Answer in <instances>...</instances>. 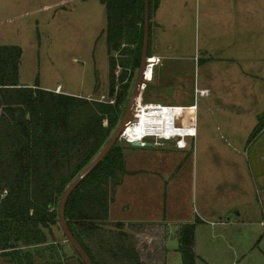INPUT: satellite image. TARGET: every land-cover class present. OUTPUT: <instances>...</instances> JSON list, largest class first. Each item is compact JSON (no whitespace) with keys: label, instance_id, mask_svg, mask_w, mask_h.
<instances>
[{"label":"rangeland","instance_id":"374dc122","mask_svg":"<svg viewBox=\"0 0 264 264\" xmlns=\"http://www.w3.org/2000/svg\"><path fill=\"white\" fill-rule=\"evenodd\" d=\"M60 1H66L63 2L65 6H61ZM166 7L164 23L168 26L160 33L164 40L172 34V49L156 55L162 59L155 67L161 82L148 88L142 98L146 101L150 99L148 95L156 94L163 98L161 104L195 102V111L186 110L179 119L183 121L181 124L185 121L189 123L191 117V121L196 119V150L206 139L208 145L216 144L222 148L219 156L225 164L232 165L242 156L229 144L245 143L251 134L246 137V134L235 131L240 127L239 122L243 125L247 123L242 119L238 121L236 115L251 111L252 117L262 107L251 102V82H264V0H168ZM104 10L100 0H0V45L13 44L22 49L18 82L29 86L38 84L74 95L104 97L108 69ZM135 78L136 74L130 94ZM193 87L194 90L206 88L209 93L202 95L197 92L193 95ZM143 92L144 84L140 89V93ZM145 140L153 142L154 138L146 137ZM118 142L123 149L131 147L129 152L133 151L134 155L137 147L124 141ZM160 142L150 147L167 154L172 152L168 159L176 164L179 158L175 154L182 149L160 147L175 144V139H160ZM227 147L229 150L224 149ZM184 156L187 157L186 153ZM207 158H212L211 154ZM207 158L203 161L207 169L198 163L193 165L198 183L200 180L204 183L205 179L207 183H213L217 178L223 179L225 172L231 173V166L220 168L217 162H209ZM122 176L123 173L120 178ZM179 176L176 181L181 180L182 194L187 196L191 186L187 164L182 167ZM227 179L225 175L224 180ZM196 188L200 198L202 185L201 189L200 185L193 189L194 203L191 204L190 214L199 213ZM177 203L183 208L182 201ZM227 212L220 221L215 222L220 219L217 218L208 224L195 225L196 264H264V226H257L261 229L259 231L251 224L215 225L233 222L234 213L230 211L226 215ZM258 219L264 221L262 216ZM163 225L161 222L139 226L129 223L125 228L136 242L156 244L159 254L165 246L167 264H181L174 232L178 223L166 220ZM52 229L64 246L67 255L65 264H83L64 239L66 237L59 224L53 225ZM253 229L256 238L251 235ZM240 247L245 256L238 255L237 259H233V250ZM143 249L146 250L147 246ZM212 257L218 258V261ZM107 264L116 263L111 261Z\"/></svg>","mask_w":264,"mask_h":264},{"label":"trees","instance_id":"16d2710c","mask_svg":"<svg viewBox=\"0 0 264 264\" xmlns=\"http://www.w3.org/2000/svg\"><path fill=\"white\" fill-rule=\"evenodd\" d=\"M158 1L148 0L149 19ZM100 2L105 8L108 62L103 98L20 84L22 49L0 45V252L13 264H35L36 259L65 264V249L52 229L59 224L60 198L106 145L130 98L141 56L144 0ZM258 119L249 141L263 127L264 114ZM118 140L70 193L65 220L93 264H167L165 246L159 254L156 244L136 242L125 222L109 219L114 187L125 172ZM199 221L178 223L174 230L181 264H196Z\"/></svg>","mask_w":264,"mask_h":264},{"label":"crops","instance_id":"0c3cea01","mask_svg":"<svg viewBox=\"0 0 264 264\" xmlns=\"http://www.w3.org/2000/svg\"><path fill=\"white\" fill-rule=\"evenodd\" d=\"M63 2L66 1H60L61 6H65ZM167 3L168 0H159L158 5L149 19L148 50L150 55L160 56L166 50L172 49V40L174 39L172 34L164 40L160 33V31H165V26H168V24L164 23L166 20ZM161 61L162 59L160 57L159 62L153 67L151 77L149 79H143L141 86L144 84V92L141 94L139 90L141 98H144V94L148 88H153L161 82V77L158 76V70L155 69L156 66L160 65ZM258 73L260 74V71ZM239 83L243 86L242 81ZM197 92L198 89L194 90L193 87V95ZM208 93L209 91L206 94ZM148 96L150 99L146 100V102L160 103L163 100L161 96L156 94H150ZM143 98L142 100L145 101ZM251 102L256 105L260 104L262 106L260 111H255L252 117L251 111L236 115L238 121L242 119L247 123L243 125L239 122L238 125L240 127L236 128L235 131L246 134V137L258 124V115L260 113L264 114V82L262 80L251 82ZM192 104H195V102L180 106L186 107ZM186 110L195 111V109L189 108ZM191 120L192 117L189 123L185 121L183 125L193 126L194 129H192L195 130L196 136L198 135L195 124L196 119L194 121ZM182 122L179 119V123L181 124ZM195 136L184 138L185 147H178L182 150H177L179 153L175 154L179 158L176 164L173 161L170 163L172 159H168V156L172 152L167 154L164 151L153 150L154 148L150 146H133L137 147L133 155V151L129 152L132 149L131 147L123 149L126 172L123 173L120 182L114 187L113 198L109 204L110 220H121L126 224L136 223L139 226L140 224L153 225L159 222L164 223L166 220L172 223L191 222L199 218L201 221L198 223L208 224L210 220L214 221L217 218L220 219L215 220V222L222 220L221 216L224 215L225 211H229L226 215L232 211L234 213L233 222L226 224L219 222L215 225L221 224L222 226L231 224L242 226L244 224H251V226L258 230L259 228L257 226L263 228V220L258 219V216L259 218L260 216L264 218V123L263 127L250 141L248 140L245 143H238L236 145L233 143L229 144V147L233 151H236L237 154L242 156V158H238L232 165L230 163L225 164V160H222L219 156L220 151H223L222 148L216 144L208 145L206 139L199 144L196 150ZM165 146L170 148V150L173 148L177 149L174 143L160 147ZM144 147L150 149H144ZM224 149L229 150L228 147ZM184 153H186L187 157L184 156ZM209 154H211L212 158H207ZM196 158L199 160H196ZM206 158L209 162H217V166L220 168L223 166H231V173H228V171L225 172L228 179L224 180V175L223 179L217 178L213 183H207L206 179L204 183L201 180L198 183L197 176L195 175V166L193 165L198 163L202 168L207 169L208 166L203 163ZM185 164H187L189 176H191L190 192L187 196L182 194L181 180L176 181L177 178H180V172ZM197 185H200V189L202 185V189L199 190L200 198H198V189H195L196 200L199 202V213L195 212L190 214L191 204L194 203L193 189ZM178 201H182L183 208L181 204L177 203ZM113 217L118 219H114ZM251 219L254 221H251ZM251 235H253V238H256L254 229L251 230ZM243 251L241 247L233 250V259H237L238 255L241 257L245 256L246 253ZM252 251L254 250L252 249L251 253ZM0 257V264H13L1 252ZM212 258L218 261V258ZM35 264H43V261L36 259Z\"/></svg>","mask_w":264,"mask_h":264},{"label":"built area","instance_id":"2783aa9c","mask_svg":"<svg viewBox=\"0 0 264 264\" xmlns=\"http://www.w3.org/2000/svg\"><path fill=\"white\" fill-rule=\"evenodd\" d=\"M160 57L150 55L146 57L144 68V79L151 77L153 67L159 62ZM208 89L203 88L198 90V93L206 94ZM103 98V97H102ZM112 101V100H111ZM187 108L195 109L196 104L190 106H180L173 104H161L156 102H146L138 95L133 108L130 124H126L122 130L119 139L130 143L132 141L145 142L146 137H153V144H161L160 139H175V146L185 147V137H194L195 130L190 131L189 127L179 123V117ZM143 114V120L141 119ZM154 122L151 124L150 122ZM135 123L141 124L142 133L135 139L129 138L127 128ZM153 125V128L149 126ZM160 125V127L158 126ZM264 224V221L262 222Z\"/></svg>","mask_w":264,"mask_h":264},{"label":"water","instance_id":"95a60500","mask_svg":"<svg viewBox=\"0 0 264 264\" xmlns=\"http://www.w3.org/2000/svg\"><path fill=\"white\" fill-rule=\"evenodd\" d=\"M148 38H149V10H148V0H144V27H143V39H142V47H141V56L139 67L137 69L136 78L134 82V86L132 92L130 94V98L128 104L126 106L125 112L116 127L115 131L111 135L110 139L106 143V145L101 149V151L92 159V161L69 183V185L64 190L58 208V222L61 226L62 232L65 235L67 241L72 245L74 250L78 253L80 258L85 264H93L90 260L89 256L80 245L78 240L70 231L67 222L64 216V208L67 198L69 197L72 190L95 168V166L104 158L110 148L114 145V143L119 139V136L124 129L125 125L130 122L132 118V108L134 102L139 94V90L144 79V68L147 55L148 48ZM152 142L145 141H132L131 145L133 146H152Z\"/></svg>","mask_w":264,"mask_h":264},{"label":"bare ground","instance_id":"6f19581e","mask_svg":"<svg viewBox=\"0 0 264 264\" xmlns=\"http://www.w3.org/2000/svg\"><path fill=\"white\" fill-rule=\"evenodd\" d=\"M141 119L143 120V114H142V117ZM151 124H153L154 122H150ZM130 124V123H128ZM160 127V125H158ZM150 128H153V125L149 126ZM189 130L192 131L193 129L189 127ZM127 132L129 134V138L131 139H135L137 138L141 133H142V129H141V124L139 123H135L133 125H130L128 128H127Z\"/></svg>","mask_w":264,"mask_h":264}]
</instances>
